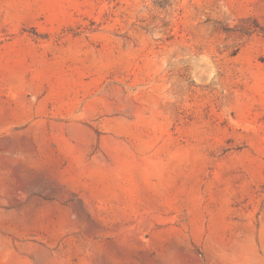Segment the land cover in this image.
Masks as SVG:
<instances>
[{"label": "rangeland", "instance_id": "rangeland-1", "mask_svg": "<svg viewBox=\"0 0 264 264\" xmlns=\"http://www.w3.org/2000/svg\"><path fill=\"white\" fill-rule=\"evenodd\" d=\"M0 264H264V0H0Z\"/></svg>", "mask_w": 264, "mask_h": 264}]
</instances>
